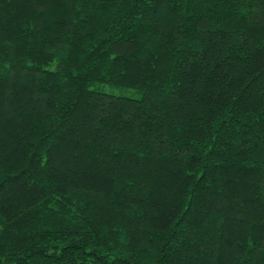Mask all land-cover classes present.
I'll list each match as a JSON object with an SVG mask.
<instances>
[{
  "label": "trees",
  "instance_id": "trees-1",
  "mask_svg": "<svg viewBox=\"0 0 264 264\" xmlns=\"http://www.w3.org/2000/svg\"><path fill=\"white\" fill-rule=\"evenodd\" d=\"M87 262L264 264V0H0V264Z\"/></svg>",
  "mask_w": 264,
  "mask_h": 264
},
{
  "label": "rangeland",
  "instance_id": "rangeland-1",
  "mask_svg": "<svg viewBox=\"0 0 264 264\" xmlns=\"http://www.w3.org/2000/svg\"><path fill=\"white\" fill-rule=\"evenodd\" d=\"M100 88L102 91H104L105 93H109V94L127 96V97H133V98H136L139 96L137 91L131 88H116V87H111L108 85H100ZM85 264H95V263L87 262Z\"/></svg>",
  "mask_w": 264,
  "mask_h": 264
}]
</instances>
